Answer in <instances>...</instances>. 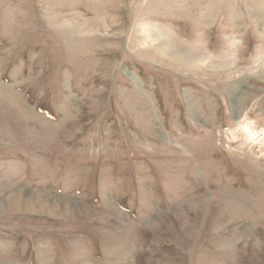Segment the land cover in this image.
<instances>
[{
	"label": "rangeland",
	"instance_id": "obj_1",
	"mask_svg": "<svg viewBox=\"0 0 264 264\" xmlns=\"http://www.w3.org/2000/svg\"><path fill=\"white\" fill-rule=\"evenodd\" d=\"M0 264H264V0H0Z\"/></svg>",
	"mask_w": 264,
	"mask_h": 264
},
{
	"label": "bare ground",
	"instance_id": "obj_2",
	"mask_svg": "<svg viewBox=\"0 0 264 264\" xmlns=\"http://www.w3.org/2000/svg\"><path fill=\"white\" fill-rule=\"evenodd\" d=\"M160 49L163 50V51H166V50H170V51H172V50H173L172 47H170V46H166V45H161V46H160ZM161 50H160V52H162ZM166 52H167V51H166ZM172 52H173V51H172ZM162 53L164 54V52H162ZM167 53H168V52H167ZM169 53H170V52H169ZM174 54H175V52H174ZM176 54H177V53H176ZM187 55H188V54H187ZM193 56H194V55H193ZM193 56L188 55V56H186V57H187L188 59H192V60H193V59H194ZM194 113H195V112H194ZM247 131H248V128H247ZM249 131H250V130H249ZM249 131H248V133H250ZM248 133H247V134H248Z\"/></svg>",
	"mask_w": 264,
	"mask_h": 264
}]
</instances>
